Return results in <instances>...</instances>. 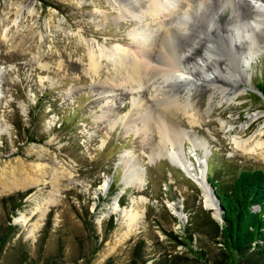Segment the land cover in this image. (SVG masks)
<instances>
[{
	"label": "rangeland",
	"instance_id": "374dc122",
	"mask_svg": "<svg viewBox=\"0 0 264 264\" xmlns=\"http://www.w3.org/2000/svg\"><path fill=\"white\" fill-rule=\"evenodd\" d=\"M228 1L220 22L236 3ZM117 7L113 0H0V264H128L138 247L149 264L162 252L188 250L180 234L194 211L215 214L214 196L207 202L203 190L161 155L153 118L142 125L154 101L151 83L143 81L133 95L112 80L120 77L119 60L105 51L115 46L127 63L136 50L133 30L156 31L164 22L173 27L175 19L145 16L138 23L119 6L121 17ZM236 30L227 26L232 39ZM172 35L182 47L179 34ZM242 37L238 96L193 93L198 116L176 109L167 118L184 134L176 150L192 168L201 156L203 168L208 172L212 165L219 180L242 168L264 170L259 148L246 152L234 143L247 141L249 149L264 142V94L257 87L264 81V39L251 45L250 36ZM213 47L233 55L226 43ZM200 63L195 57L188 64ZM228 71L221 74L229 77ZM200 72L219 76L214 68ZM133 107L137 113L127 118ZM134 174L140 184L128 183ZM11 177L29 182L9 188ZM112 186L116 191L109 195ZM195 242L217 250L207 237L193 235Z\"/></svg>",
	"mask_w": 264,
	"mask_h": 264
},
{
	"label": "bare ground",
	"instance_id": "6f19581e",
	"mask_svg": "<svg viewBox=\"0 0 264 264\" xmlns=\"http://www.w3.org/2000/svg\"><path fill=\"white\" fill-rule=\"evenodd\" d=\"M113 1L118 3L117 8L120 14L124 13L121 11L122 9L127 15L129 14L133 17L132 19L138 20V23L143 22L145 16L154 20L159 19L162 15H166L167 18H170V21L175 19L173 27L164 22L160 29L156 31L151 27H144V29L140 27L135 31L133 30V33L136 34H134V41L131 45H134L136 50L134 49L133 57L127 63L123 62L120 58V55L126 56L125 52L122 54L115 46L108 50L105 49V51L108 52V57L113 58V61L119 60L118 64L120 68L117 69L118 72L116 73L120 77L116 76L112 80L128 88L133 95L139 92L143 81L151 83L155 92L152 97L154 101L149 103L148 113L142 114L143 118H145L142 121V125H145V127L150 125L151 123L149 124V121H146V119L153 118V123L150 126L161 137V141L158 143L161 155L163 154L170 164L180 168L186 176L193 180L203 190L208 202L213 197L206 192L208 185L204 182L202 175L204 165L202 157L197 155V167L192 168L186 157H183L175 147L177 141L182 139L184 134L174 127L167 118H171L170 114L176 109L185 112L190 110L192 112L191 116L197 115L199 111L191 97L193 93L207 91L209 99L217 92H220L225 98H235L238 96L239 93L234 88L244 77L243 71L240 69V66L243 64L241 59L243 53L239 54V50H243L245 43L242 36H250L248 38L251 45L258 42V36L264 39V0H233L236 3L231 4L228 10V17L223 22H220L219 17L228 9L226 4L231 3L228 0ZM174 1L177 2V10L173 8L176 7ZM183 1L187 5L186 8L182 9V7H179V4ZM171 5H173L172 8H170ZM119 6H121V9ZM122 16L124 15L122 14ZM196 25L202 27L204 30H199ZM229 25H232L235 29H241L245 33L241 34L236 30L232 39L227 32V26ZM254 28L260 31L254 32L256 31ZM173 33L179 34L183 42L182 47H178V45L173 43ZM211 36L214 37V41L210 39ZM218 43H226L228 51L233 49V55L215 51L213 45H217ZM203 51L207 52L208 56ZM103 53L105 54V52ZM249 54L253 57L254 52H250ZM89 57L92 69L96 71L97 61L94 59V54H91ZM195 57L201 60L200 66H197L198 68L195 67L196 65L189 66L188 64ZM230 65H233V69ZM210 68L218 71L219 76L214 72H211L208 77L201 74L200 71ZM224 68L225 70L229 69V77L221 74ZM133 110L135 112L136 107H133ZM136 113L127 118H134L133 115ZM193 116L191 118H195ZM257 116L258 113L252 115L248 120L251 122ZM193 120L191 119L190 123H194ZM234 143L236 147L241 148V151H256L259 148L260 153H264V142L257 141L249 149L246 147L248 145L247 141L235 139ZM167 144H169V148L166 146ZM133 176L134 178H130L128 183L134 185L137 181L136 183L140 184L142 180L139 179V174H134ZM28 182L29 180L24 178L11 177L7 183H9V188H12L13 186L26 185ZM210 204L214 206L213 212L217 214V200L213 198V202L211 201ZM45 208L41 209V214L45 212Z\"/></svg>",
	"mask_w": 264,
	"mask_h": 264
},
{
	"label": "trees",
	"instance_id": "16d2710c",
	"mask_svg": "<svg viewBox=\"0 0 264 264\" xmlns=\"http://www.w3.org/2000/svg\"><path fill=\"white\" fill-rule=\"evenodd\" d=\"M257 87L264 94L263 79ZM211 170L212 165L206 177L219 199L221 219L213 217L209 208L194 211L180 234V242L188 250L162 252L149 264H264V170L242 168L228 180H219ZM115 191L112 186L109 195ZM193 235L198 240H213L217 250L205 249L199 242L193 244ZM135 252L138 255L128 264H137V257L139 264H148L142 249L138 247Z\"/></svg>",
	"mask_w": 264,
	"mask_h": 264
},
{
	"label": "water",
	"instance_id": "95a60500",
	"mask_svg": "<svg viewBox=\"0 0 264 264\" xmlns=\"http://www.w3.org/2000/svg\"><path fill=\"white\" fill-rule=\"evenodd\" d=\"M203 161H204V159H203ZM190 163H192V162H190ZM202 175H203V179H204V182L210 187L209 189H210V193H211V195L212 196H214V198H216L217 200H219L218 199V197H217V195H216V193H215V189H214V187L212 186V184H211V182L210 181H208V179H207V177H206V175H207V172H206V167L204 166V168H203V170H202ZM218 203V202H217ZM207 204V203H206ZM218 208H219V212L216 214H213V217H215V218H219V219H221V216H220V212H221V210H222V208H221V206H220V204L218 205Z\"/></svg>",
	"mask_w": 264,
	"mask_h": 264
}]
</instances>
